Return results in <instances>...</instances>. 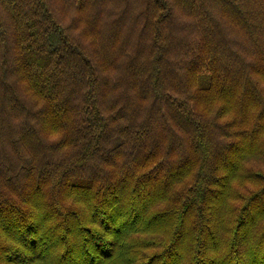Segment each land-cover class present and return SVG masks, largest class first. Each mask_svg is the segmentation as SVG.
<instances>
[{"label":"trees","instance_id":"obj_1","mask_svg":"<svg viewBox=\"0 0 264 264\" xmlns=\"http://www.w3.org/2000/svg\"><path fill=\"white\" fill-rule=\"evenodd\" d=\"M58 1L0 0V264H264V0Z\"/></svg>","mask_w":264,"mask_h":264},{"label":"rangeland","instance_id":"obj_2","mask_svg":"<svg viewBox=\"0 0 264 264\" xmlns=\"http://www.w3.org/2000/svg\"><path fill=\"white\" fill-rule=\"evenodd\" d=\"M56 6H57L58 11L60 10L61 12H63L65 14L66 19H68V17H70V15H72V16L77 15L76 4H74V5L72 4V6H71V5L66 3V0H59L57 2ZM98 24H100V23H98ZM96 26H98L97 23H96ZM101 27H102V22H101ZM257 168H264V159H261L260 157L259 158L253 157V158H251L249 160H245L243 162V169L244 170L257 169ZM240 188H242V181L240 179L236 178L233 181L232 189H233V191H235L237 189L240 190ZM259 225H257L256 227L258 228ZM260 226H264V224H261ZM257 228H256V230H257Z\"/></svg>","mask_w":264,"mask_h":264}]
</instances>
